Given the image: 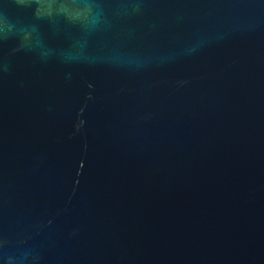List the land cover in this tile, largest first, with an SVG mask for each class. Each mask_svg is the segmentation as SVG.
<instances>
[{"label": "water", "instance_id": "obj_1", "mask_svg": "<svg viewBox=\"0 0 264 264\" xmlns=\"http://www.w3.org/2000/svg\"><path fill=\"white\" fill-rule=\"evenodd\" d=\"M0 264H264V0H0Z\"/></svg>", "mask_w": 264, "mask_h": 264}]
</instances>
